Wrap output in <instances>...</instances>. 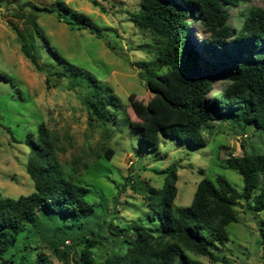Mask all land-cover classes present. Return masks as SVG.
<instances>
[{
    "label": "trees",
    "instance_id": "trees-1",
    "mask_svg": "<svg viewBox=\"0 0 264 264\" xmlns=\"http://www.w3.org/2000/svg\"><path fill=\"white\" fill-rule=\"evenodd\" d=\"M137 1L132 21L149 31L156 44L153 58L136 62L144 69L143 80L152 95L145 103L134 97L136 120L123 112L128 125L140 130L139 143L148 151L155 150L160 136L169 135L204 146V128L219 118L252 124L264 138V0L261 6L238 10L234 20L230 9L250 0ZM45 11L55 12L71 28L87 29L102 37L95 21L61 1ZM191 24L197 26L196 40L189 29ZM40 33L36 28L30 35L33 50L39 53L40 47L34 44L36 35L64 70L52 72L47 66L43 68L46 75L67 77L71 87L81 86L89 117L106 124L110 87L90 74L75 72ZM22 46L23 53L34 61ZM37 130L36 135L27 133L24 138L29 148L26 171L34 189L17 197L0 194V264H32L33 255L39 256V264H45L35 235L38 214L44 219L56 215L83 229L94 211L88 187L73 180V166L58 162L45 128L40 125ZM112 153L107 148L106 158ZM223 162L241 176V191L222 174H216L213 179L204 177L197 182L189 205H176L177 176L176 166L172 165L161 189L145 190V206L152 211L148 213L152 224L136 220L129 227L110 231V247L101 261L93 257L100 243L92 232L71 236L73 242L82 244L80 264H202L191 253L205 255L214 264L225 261L209 245L228 241L226 227L237 222L235 206L239 199L249 201L254 194L247 207L255 212L264 210V148L261 152L229 156ZM65 241L57 237L54 252ZM260 241L264 257V227L260 229Z\"/></svg>",
    "mask_w": 264,
    "mask_h": 264
},
{
    "label": "rangeland",
    "instance_id": "rangeland-1",
    "mask_svg": "<svg viewBox=\"0 0 264 264\" xmlns=\"http://www.w3.org/2000/svg\"><path fill=\"white\" fill-rule=\"evenodd\" d=\"M56 1L89 16L100 27L102 37L87 29L71 28L55 12H46L45 8L55 7ZM261 4L262 0L243 2L230 9V18H237L238 10ZM137 10V0H0V194L17 197L34 189L26 171L29 148L24 138L27 133L36 135L42 125L54 144L58 162L73 166V180L88 187V200L94 209L83 229L56 215L46 219L37 215L35 235L45 264H80L82 244L73 242L72 235L82 237L92 232L100 243L93 257L101 261L110 247V231L129 227L136 220L150 226L148 213L152 211L145 206V190L161 189L172 165L177 176L174 203L186 206L204 177L213 179L222 174L241 191V176L223 161L264 148L259 128L220 118L204 128V146L169 135L160 136L155 150L148 151L139 143L140 130L128 125L123 112L136 120L134 97L145 103L152 95L143 80L144 69L136 62L153 58L156 44L149 31L133 23L132 14ZM36 28L75 72L90 74L110 87L106 124L89 117L81 86L71 87L67 77L46 75L44 67L53 72L63 66L49 56L51 51L46 44L42 47L36 35L34 44L40 47L39 53L33 50L30 35ZM189 29L196 40L197 26L191 24ZM22 45L34 61L23 53ZM107 148L113 152L110 158H106ZM253 195L249 201L238 200L237 222L226 227L228 241L209 245L225 258L216 264H264L260 241L264 210L255 212L247 207ZM57 237L66 241L54 252ZM191 255L202 264H214L205 255ZM39 259L33 255L32 264H39Z\"/></svg>",
    "mask_w": 264,
    "mask_h": 264
}]
</instances>
